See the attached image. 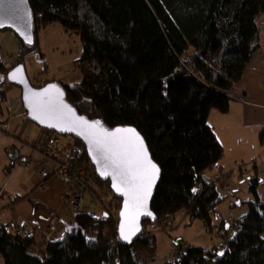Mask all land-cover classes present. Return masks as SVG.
<instances>
[{
    "label": "trees",
    "instance_id": "16d2710c",
    "mask_svg": "<svg viewBox=\"0 0 264 264\" xmlns=\"http://www.w3.org/2000/svg\"><path fill=\"white\" fill-rule=\"evenodd\" d=\"M29 3L33 44L20 39L14 66H7L0 56V109L5 104L7 110L9 83L3 80L31 55L43 60L38 33L60 25L82 43V80L61 85L67 102L80 115L109 129L135 128L160 168L161 178L151 204L156 221L143 222L132 244L118 234L121 201L107 182H100L111 198L107 204L102 201V216L79 210L74 231L60 239L45 236L35 254L30 253L37 247L33 234L0 225L4 264H153L143 254L154 247L155 233L165 231L177 215L213 232V217L228 195L221 194L223 185L219 187L209 175L219 167L225 150L208 118L213 110L229 112L227 93L241 81L261 46L258 22L264 16V0ZM76 144L72 160L90 162L84 146ZM248 181L256 200L246 202L249 211L228 227L232 237L224 230V222L216 228L224 254L182 245L167 264H264V201L258 194L259 179Z\"/></svg>",
    "mask_w": 264,
    "mask_h": 264
},
{
    "label": "rangeland",
    "instance_id": "374dc122",
    "mask_svg": "<svg viewBox=\"0 0 264 264\" xmlns=\"http://www.w3.org/2000/svg\"><path fill=\"white\" fill-rule=\"evenodd\" d=\"M260 20L264 21V16L261 17ZM20 39L21 38L18 34L13 30L0 31V56L9 67L13 66L18 60L20 53ZM37 40L38 48L44 59L40 60L36 55H31L23 62L27 77L34 87L43 86L49 82L51 83V81H54V83H66L69 81L74 84L82 80L83 75L79 67V60L82 55V43L78 35L66 32L60 25H53L40 30ZM45 65L47 66L46 71L44 70ZM6 89L7 103L15 102L18 98L22 97V91L18 87L9 83L7 84ZM213 112L216 111L213 110ZM24 114L25 110L23 109L17 117L11 119L7 113L5 104L3 105V108L0 109V161L4 160L3 155L5 154V148L15 145L17 146V149H19L18 153L23 154V143H32L45 131L43 128L31 123L27 117L25 124H22L21 121L22 118L25 117ZM7 120L8 122L4 123ZM211 124L212 120L209 122V125ZM262 132V129L258 130L256 133L253 132L252 129H245L242 131L244 139L241 143L236 142L234 139L224 140L225 144L223 145L225 156L221 161L220 166L223 167L224 165H227L230 167L234 164L235 157H238L241 154H246L247 157L243 158V160H238L240 164L234 166L235 171L228 174L226 177L232 180V184L225 188L226 185L224 186V184H220V182L218 183L219 187L223 185V190L228 189L227 191H221L223 196L228 195V197L221 202L217 208L216 215L213 217L215 223L213 232L207 230L200 222L190 223L187 217L185 218L182 215H177L172 221L173 227L165 228V231H157L155 233L154 247L145 251V254H143L147 259H152L151 263L167 264L172 262V255L175 249L182 245H185L186 247H200L205 250L217 249L220 253L223 252L224 242L220 236L217 235L216 228L219 227L221 222H224V230L230 233L229 237L231 238L232 229H227V227L232 225V221L235 218L244 215L249 211L246 202L256 200L253 193L249 190L248 180L251 177H247V179L240 184L238 178V173L240 172L238 171V168L239 166L240 168L241 166H244L246 171L251 173L252 176H255L253 166H251L249 159L256 152L260 153L262 150ZM20 139L21 142L17 145L15 141H19ZM61 139L63 142L62 147H64L63 145L69 144L72 149H76L78 146L76 140L71 136H61ZM66 151V155L75 157L73 150L71 152L67 147ZM13 153L14 155H17L16 150L13 151ZM5 162L8 164L9 160L5 158ZM261 162H259V166H261ZM22 168L23 166L17 165L15 172H24L22 171ZM3 169H1L2 173ZM262 169L263 168L260 167L258 175L260 181H264ZM30 172H33V170H29V173ZM2 177L5 179L4 174ZM236 189H238L237 193L235 192ZM7 193H10L9 190H7ZM104 200V203L107 204L109 202V197H105ZM238 202L243 203L242 206H235ZM1 205L3 204L1 203ZM80 211L91 213L95 217L102 216V210L99 208L98 202L93 200L91 196L86 198L85 206ZM77 212V210H71L65 204V210L62 212V222H58L56 219L54 221L52 219L51 231L53 234H58L56 237L57 239L63 237L65 233H72L74 231V219ZM37 220H39V217H37ZM20 224V226H22L23 222ZM37 251L38 248L34 246L30 253L35 254Z\"/></svg>",
    "mask_w": 264,
    "mask_h": 264
},
{
    "label": "crops",
    "instance_id": "0c3cea01",
    "mask_svg": "<svg viewBox=\"0 0 264 264\" xmlns=\"http://www.w3.org/2000/svg\"><path fill=\"white\" fill-rule=\"evenodd\" d=\"M260 19L258 23L261 46L254 53L241 81L227 93V96L231 100L229 112L221 114L216 110V112L211 111L208 118V123L212 120L210 126L214 129L222 145L225 144V139H234L236 142L241 143L244 139L242 131L245 129H252L255 133L262 129L264 132V21ZM60 84L66 86L73 85L69 81L66 83L61 82ZM7 122L8 120L4 123ZM21 123L25 124L24 117ZM15 142L18 145L21 139ZM261 149L260 153L256 152L249 159L251 166H253L254 174L258 179L260 167L263 168L262 173L264 175V138ZM15 150L17 155L13 153ZM18 152L19 149L15 145L5 148L4 153L6 157L4 154V160L0 161V225L8 226L12 232L18 231L20 228L23 234H33L37 242V248H42L45 236L48 239L58 236L57 233L53 234L51 231V221L52 219L54 221L56 219L58 222H62V212L65 210L66 204L64 199L66 187L60 178L53 176L43 180L34 170L29 173L31 169L23 167L22 171L24 172H15L17 165H19L18 159L20 154ZM246 157V154L235 157L234 164L230 167L219 165L218 168L209 174L210 177L214 181L220 182V184H226L225 188H227L233 182L230 178L226 177L228 174L234 172V166L240 164L239 161ZM5 158L9 160L8 164L5 162ZM259 162H261V166H259ZM48 167L52 169L53 165L49 164ZM239 168L238 171L240 173H238V178L240 184L247 177H255L246 171L244 166H241V170ZM1 169H3V173ZM3 174L5 175V179L2 177ZM7 190H9V194ZM227 190L225 189L224 191ZM235 192L237 193L238 189ZM99 193L98 204L100 207L105 197H109V200L111 198L106 186H102ZM258 194L264 200V181L259 180ZM235 206L240 207L242 203L238 202ZM37 217L42 221L37 220ZM21 222H23L22 226H20ZM171 227H173V224ZM0 264H4L2 258H0Z\"/></svg>",
    "mask_w": 264,
    "mask_h": 264
},
{
    "label": "snow or ice",
    "instance_id": "6c2138e0",
    "mask_svg": "<svg viewBox=\"0 0 264 264\" xmlns=\"http://www.w3.org/2000/svg\"><path fill=\"white\" fill-rule=\"evenodd\" d=\"M2 26L0 22V27ZM26 39L28 43L32 42L30 37ZM10 78L24 83L23 68L15 69L10 74ZM52 87L55 89L54 93H49L45 89L44 93L33 94L36 97L35 103L32 104L33 118L42 124L46 120L50 121L49 127L77 132L88 140L89 151L96 153L93 159L97 164L104 162V170L100 172V175L111 176L112 187L126 197L124 205L126 211L122 212V216L127 221V228L124 224L121 225L120 237L131 242L132 237L140 231L139 217L152 216V212L148 209V202L159 176L158 166L152 161L143 138L134 128H117L115 131H108L101 126L100 121L89 122L75 117L74 110L62 100L63 92L56 86ZM45 96H48V99H44ZM223 254L218 253V255Z\"/></svg>",
    "mask_w": 264,
    "mask_h": 264
},
{
    "label": "built area",
    "instance_id": "2783aa9c",
    "mask_svg": "<svg viewBox=\"0 0 264 264\" xmlns=\"http://www.w3.org/2000/svg\"><path fill=\"white\" fill-rule=\"evenodd\" d=\"M23 109L22 97L15 102L7 103L9 118L16 117ZM26 117L25 115L24 120H26ZM62 144L59 134L45 130L32 143H23L24 153L20 154L18 164L26 169L34 170L43 180L53 176L60 178L66 187L64 198L66 205L71 210L79 211L85 206L88 196L99 202V192L102 187L101 181L98 179L91 162L81 163L78 160H72V156L66 155V148L68 147L71 152L73 150V153L76 150L72 149L69 144L63 145L64 147H62ZM49 164L53 165L52 169L48 167ZM166 228H171V224L166 226ZM18 231H21V229L19 228Z\"/></svg>",
    "mask_w": 264,
    "mask_h": 264
},
{
    "label": "water",
    "instance_id": "95a60500",
    "mask_svg": "<svg viewBox=\"0 0 264 264\" xmlns=\"http://www.w3.org/2000/svg\"><path fill=\"white\" fill-rule=\"evenodd\" d=\"M0 22H2V24H3V26L0 27V31L13 30V31H15L18 34V36L21 38V40L25 44H27V45H32L33 44L34 17H33L32 9L30 7L29 0H0ZM26 37H30L32 42L28 43ZM18 67H22L23 68V79L25 81L24 83H20L18 81H14V80H12L10 78V74L15 69H17ZM18 67L13 69L8 74L6 80L5 79L3 80V82L7 81L11 85L21 89L24 110H25V112L27 114V119L31 123H34L38 127L43 128L45 130L53 131V132L59 134L60 136H71L76 141H79L84 146V148L86 150V153H87V156H88L90 162L93 164V166L95 168V171H96L98 179L101 182L109 183L110 190H111L112 194L118 200L121 201V207H120V210H119V213H118V219H119V222H118V234H119V237H120L121 225L124 224L125 227L127 228V221H126L125 217L122 216V212L126 211L125 207H124L126 197L122 196L120 193H118L112 187L113 180H112L111 176L105 177V176H101L100 175V172L104 170V168H103V163L104 162L101 161L100 164H97V162L93 159V155H96V153H91L89 151L90 145H89L88 140H86L83 136L78 135L77 132L61 131V130H59V128L49 127L48 123H50V121L46 120L45 123L42 124V123H40L39 120H36V119L33 118L34 111H33L32 104L35 103V101H36V97L33 94H35V93H44L45 89H47L49 93H54L55 89L52 86H56V88H59L63 92L62 100H63L64 104H66L69 108L74 110V116L75 117L83 118V119H85V120H87L89 122H94V121L88 119L85 116L80 115L78 113V111L67 102L65 90H64L63 86H61L59 83H48V84L42 86L41 88H36V87L32 86L31 82L29 81V78L27 77V74H26L24 66L21 65V66H18ZM18 79H19V77H18ZM26 97H28V99H26ZM44 99H48V96H45ZM101 126L106 128L108 131H115L117 128H133V127H122L121 126V127H116V128H113V129H109V128L103 126L102 124H101ZM140 136H141V134H140ZM143 140H144V138H143ZM144 143H145V145L147 147V144H146L145 140H144ZM147 149H148V147H147ZM148 154L151 157L149 149H148ZM151 159H152V157H151ZM152 161H153V159H152ZM159 170H160V168H159ZM160 178H161V170L159 171V176L156 179L155 185H154V187L152 189L151 198H150V200L148 202V209L151 212H152L151 204H152V201H153L154 194H155V191L157 189V186H158V184L160 182ZM146 221H150V222H155L156 221V216L154 215L153 212H152V216L142 215V216L139 217L138 224H139L140 231L137 232L136 235L132 237L131 242L125 241L121 237H120V239L123 242L127 243V244H132L134 242V240L138 237V235L141 233L143 222H146ZM227 229H228V227H227Z\"/></svg>",
    "mask_w": 264,
    "mask_h": 264
},
{
    "label": "flooded vegetation",
    "instance_id": "af4514ba",
    "mask_svg": "<svg viewBox=\"0 0 264 264\" xmlns=\"http://www.w3.org/2000/svg\"><path fill=\"white\" fill-rule=\"evenodd\" d=\"M60 84V83H59ZM60 85H63V84H60Z\"/></svg>",
    "mask_w": 264,
    "mask_h": 264
}]
</instances>
